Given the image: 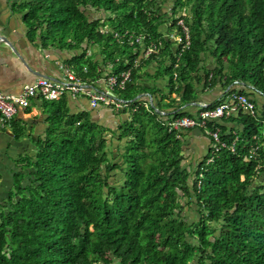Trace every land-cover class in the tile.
<instances>
[{"label":"trees","instance_id":"16d2710c","mask_svg":"<svg viewBox=\"0 0 264 264\" xmlns=\"http://www.w3.org/2000/svg\"><path fill=\"white\" fill-rule=\"evenodd\" d=\"M21 10L31 38L39 32L43 46L79 53L64 64L79 83L95 87L106 69L130 71L115 92L129 117L107 136L89 112L70 113L62 95L41 101L44 136L12 122L10 138L28 139L29 149L6 158L13 168L0 197V264H264V0H29ZM179 20L188 46L167 39L182 35ZM141 76L166 87L143 86ZM217 88L224 96L205 109L237 94L256 114L210 120L206 128L233 150L212 154L205 136L208 154L184 167L182 136L165 123L197 117L202 109L191 104ZM141 94L169 115L147 97L134 101Z\"/></svg>","mask_w":264,"mask_h":264},{"label":"crops","instance_id":"0c3cea01","mask_svg":"<svg viewBox=\"0 0 264 264\" xmlns=\"http://www.w3.org/2000/svg\"><path fill=\"white\" fill-rule=\"evenodd\" d=\"M28 1L0 0V94L2 95L20 93L24 86L31 85L40 78L37 72L52 77L60 85L65 80V74L59 69V65L65 64L66 61L79 54L76 51L61 49L56 44L50 45V42L47 43V46H43L39 32L35 38L30 37L29 30L24 22L26 11L21 10V6ZM161 13H166V9H162ZM164 27L167 26L164 25ZM205 62L206 67L212 68L211 59L205 60ZM148 71L150 75H154L156 66L150 65ZM110 74V69L104 71L102 77L96 83V90H104L106 77ZM141 83L146 87L157 86L160 89L166 87L164 79L152 80L141 76ZM64 95L68 98L70 113L89 112L92 121L107 130V136H117L119 126L129 117L127 108L120 111H115L104 105L92 108L85 93H66ZM223 96L224 93L220 88L205 90L200 95L199 104H209L214 100H220ZM164 103L167 104V101ZM147 104H149L148 101ZM167 110L169 111L171 108ZM191 110L193 111V108H189V111ZM167 115H169L168 112L164 113V116ZM46 118L47 114L44 112L42 102L35 100L30 112L26 113V110L18 109L9 124H4L0 116L1 178L8 176L12 168L7 164V156L16 159L18 155L29 149L28 139L24 138L16 144L10 138V136H14L10 130L12 122L16 121L21 126H25L26 136H44L47 128ZM227 127L238 130L236 124H228ZM180 136H182V156L184 159L182 165L191 168L202 162L211 149V142L197 129L185 131ZM5 163L6 165L3 168L2 166Z\"/></svg>","mask_w":264,"mask_h":264},{"label":"built area","instance_id":"2783aa9c","mask_svg":"<svg viewBox=\"0 0 264 264\" xmlns=\"http://www.w3.org/2000/svg\"><path fill=\"white\" fill-rule=\"evenodd\" d=\"M177 26L180 28L182 35L177 32L169 33L168 40L177 44L185 42V46L189 45V29L186 27L182 20L177 22ZM137 43L142 44L141 39L136 40ZM153 52V48L144 49L142 56L148 57ZM88 53L90 54L89 50ZM59 69L65 74V80L58 85L55 81L39 78L33 84L26 85L22 91L16 95H2L0 94V116L1 121L4 124H9L11 119L15 116L18 109L25 110L33 100L40 101H55L66 93L71 94H83L85 93L92 108H96L99 105L108 106L109 108L120 111L129 107V102L120 99L115 94L116 90H124L127 82L130 78V71H124L118 75H109L105 80V88L102 91L96 90L95 87H90L85 84L79 83L76 76L68 69L64 64L59 65ZM176 77V75H175ZM237 82H235L236 84ZM207 104L201 103L199 108L200 112L197 117H180L171 118L167 121L166 129L169 133H174L177 136L185 131L192 129L203 130L205 136H210L215 145L212 149V154H216L222 148H230L233 150V145L227 146L220 140L219 131H210L206 128L207 123L210 120H216L220 118H226L234 114H245L251 117L255 116V108L251 100L243 95H231L225 102L219 104L214 109H205ZM204 109V110H203ZM161 115H164L161 112ZM264 150V142L261 145ZM260 146H254L250 150V155H255Z\"/></svg>","mask_w":264,"mask_h":264},{"label":"rangeland","instance_id":"374dc122","mask_svg":"<svg viewBox=\"0 0 264 264\" xmlns=\"http://www.w3.org/2000/svg\"><path fill=\"white\" fill-rule=\"evenodd\" d=\"M110 52H112V51H110ZM114 52H115V51H114ZM113 54H116V52L113 53ZM76 61L78 62V64H82V61H81L80 59H78V60H76ZM78 64H77V65H78ZM172 98H175V95H173ZM178 101H179V99H177L176 102H178ZM167 103H168V101H167ZM150 130H151V129H148L147 136H154V135H155V134H154L155 129H153L152 131H150ZM156 136H158V135H156ZM116 145H117V143L115 142V147H116ZM117 146H118V145H117ZM113 153H114V155L116 156L117 151H114V147H113ZM7 164L10 165L11 167L13 166L11 162H8ZM5 165H6V163H5L4 166H2V167L4 168ZM0 167H1V165H0ZM12 168H13V167H12ZM2 171H3V170H2ZM118 174H119V173H118ZM121 177H122L121 174L117 175L116 177H114V179L111 181V183H112V184L117 183V182L121 179ZM116 180H117V182H115ZM0 182H1V189H0V193H1V194H0V197H3V196H4L3 192H4V191H7L9 185L11 184V183H10V182H11L10 174H8V176H5V177H3V178L0 177ZM117 184H118V183H117ZM189 214H190L191 216L195 215V213H194L192 210L189 211ZM190 220L192 221L193 218L190 219Z\"/></svg>","mask_w":264,"mask_h":264},{"label":"water","instance_id":"95a60500","mask_svg":"<svg viewBox=\"0 0 264 264\" xmlns=\"http://www.w3.org/2000/svg\"><path fill=\"white\" fill-rule=\"evenodd\" d=\"M37 74H38V76H39L40 78H46V79H49V80L54 81L52 77H50V76H48V75H46V74H42V73H39V72H37ZM241 85L243 86L244 84H241ZM228 89H230V87H229ZM142 97H147V98H148L149 105H150L152 108H154V109L156 110V112H158V113L161 114V112H159V111L155 108V106L153 105V101H152V98H151L150 94H141V95L137 96V97L135 98L134 101H136V100H138V99H141ZM191 105H194V106H200V104H198V103H192ZM186 107H188V104H187V105H184V106H182V107H180V108L177 110V112H179L180 110L185 109ZM8 134H10V133H8ZM10 135H11V134H10ZM10 137H12V136H10Z\"/></svg>","mask_w":264,"mask_h":264}]
</instances>
